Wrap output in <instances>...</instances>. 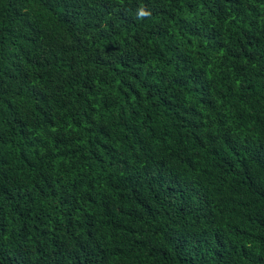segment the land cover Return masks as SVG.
Masks as SVG:
<instances>
[{"label":"trees","instance_id":"obj_1","mask_svg":"<svg viewBox=\"0 0 264 264\" xmlns=\"http://www.w3.org/2000/svg\"><path fill=\"white\" fill-rule=\"evenodd\" d=\"M0 264H264V0H0Z\"/></svg>","mask_w":264,"mask_h":264}]
</instances>
